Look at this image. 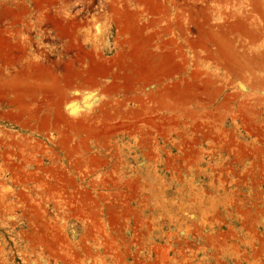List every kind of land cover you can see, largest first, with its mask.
Here are the masks:
<instances>
[{
  "label": "rangeland",
  "instance_id": "1",
  "mask_svg": "<svg viewBox=\"0 0 264 264\" xmlns=\"http://www.w3.org/2000/svg\"><path fill=\"white\" fill-rule=\"evenodd\" d=\"M104 2L92 0L87 9L90 13H103ZM118 2L125 4L126 0ZM82 5L83 0H0V29L7 32L6 42L14 43L11 38L15 28H21L30 36L17 39L26 42L25 52H18L13 46L4 50V39L0 36V56L29 55L28 58H0V264L116 261L118 252L110 246L114 236L98 230L96 237L90 239L81 222L68 221L61 217L60 210L53 208L61 202L52 206L50 202L46 204L44 197L37 199L33 194L37 189L31 181L33 178L53 177L55 185L50 180L42 188L51 192L59 186L56 185L58 178L67 176L66 169H82L86 167L83 164L92 165L93 162L97 166L92 170L99 174L96 184L117 192V203L107 207L106 213L110 217L127 215L132 220L128 224L127 238L122 239L125 242L123 247L131 248L126 256L128 262L204 264L211 241L215 255L220 254L222 232L227 231L229 225L236 229L241 225L222 222V215L227 214V210L221 201L219 205L215 204L213 224L206 216V206L211 198L219 199L222 194L221 179L239 178V175L231 174L229 162L225 164L229 168L225 176L217 174L223 169V162L216 156H204L197 166L194 165L192 172L189 170L191 173L179 174V169L175 171L178 161L174 158V150L167 142L166 151L159 157L146 158L139 143L134 144L131 153L125 140L79 143L71 138L67 141L60 131L37 133L30 126L15 121L18 118L13 114L15 105H10L9 101L27 90L30 82L36 81L26 73L44 77L45 87H63L67 72L89 66L90 58L107 63L115 58H130L132 53L138 58H198L192 67H196L201 77L212 80L214 87L224 92L234 87H255L253 91L247 89V94L230 103L219 102L223 94L214 97L213 112L217 119H214V134L221 138L232 136L235 140L257 136L264 147V0H138L133 9L147 19L142 22L143 39H139V46H131L127 37L122 40L118 33L114 47L101 44L90 48L81 43V46L70 48L71 40L62 37V33L69 17L79 15ZM13 18H16L15 23ZM140 18L138 16L139 21ZM99 28L96 23L93 32L99 34ZM74 52L91 54L92 57L67 56ZM204 58L209 59L205 61ZM218 58H239L244 72L240 76L228 73ZM82 94L74 90L71 97L77 100L83 98ZM239 103H246L248 108L254 104L261 107L259 126L240 125L237 119H232L233 105L238 107ZM77 105L74 111L69 109L73 105L66 107L65 113L70 110L72 117L88 112L90 107ZM241 108L244 106L240 105ZM9 114H13V118ZM219 114L221 120H218ZM23 120L27 121L26 117L23 116ZM89 154L93 162L86 159ZM262 158L264 170V149ZM211 171L215 173L210 174ZM223 188L230 191L226 205L230 203L237 221L241 213L250 217L255 215L252 224L250 220L247 223L251 227L249 230L252 231V225L259 218L262 221L256 225L258 233L263 234L264 174L262 189L251 192L245 199L236 186V190L227 185ZM33 199L41 202L35 204ZM128 249L125 248V252ZM126 260L123 256L122 261H118ZM225 264L233 262L228 259Z\"/></svg>",
  "mask_w": 264,
  "mask_h": 264
},
{
  "label": "crops",
  "instance_id": "2",
  "mask_svg": "<svg viewBox=\"0 0 264 264\" xmlns=\"http://www.w3.org/2000/svg\"><path fill=\"white\" fill-rule=\"evenodd\" d=\"M90 1L92 0H83V8L78 10L79 15H71L67 20L62 37L71 40L68 45L70 48L81 46V43H85L84 46L90 48L101 44L103 47H114L118 33L122 40L126 36L131 46L140 45L139 39H143L142 22H146L147 19L133 9L138 0L135 3L133 0H126L125 4H119L118 0H104L105 10L97 14L88 11ZM138 16L141 17V21ZM13 21L15 23L16 18H13ZM96 23L100 25L99 34L93 32ZM6 33V30L0 29V36L4 39L2 44L4 50L7 46H13L18 52L27 50L26 42L17 40L29 36L26 31L15 28L11 38L13 44L6 42ZM74 40H77L76 44ZM89 55L92 57L91 54ZM67 56L88 57L80 52ZM28 57L29 55L24 54L0 56V58ZM174 57L138 58L132 53L130 58H115L109 63L90 58L89 66L67 72L65 85L57 88L45 87L44 77L39 74L26 73L30 75L28 76L30 79L36 81L30 82L27 90L13 98L15 102L9 101L10 105H15L13 114L18 118L14 120L24 126H30L37 133L60 131L61 136L67 141L71 138L79 143L125 140L129 144L131 153L134 152V144L139 143L143 146V155L146 158L159 157L169 144L172 146L168 147L173 148L174 158L178 161L175 171L179 169V174L191 173L194 165L197 166L204 156L207 158L216 156L223 162V169L217 174L225 176L226 169L230 168L231 174L239 175V178L237 176L232 179L227 177L221 179L222 194L219 199L211 198L206 206V216L213 224L215 204L219 205L221 201L220 203L227 210V214L222 215V222L227 224L238 222L241 225L238 229L229 225L227 231L222 232L220 254L215 255L211 241L209 244L211 249L207 246L205 257L207 261L204 264H225L228 259H231L233 264H264V233H258L259 229L256 225L262 220L258 218L254 226L252 225L253 232L249 230L251 227L247 223L249 220L250 223L254 221L255 215L251 218L241 213L237 221L231 211L230 203L226 205L230 191L227 189V193L223 188V185H227L229 189L231 187L235 189L236 186L237 190H241L244 199L249 197L251 192L257 193L260 188L262 189L264 147L261 146L257 136L251 135L249 140L216 136L212 103L216 95L220 97L222 94L224 97L222 101L219 99L220 103L238 101L241 95L247 94V89L253 91L255 87L247 89L234 87L224 92L221 88L214 87L212 80L201 77L196 67L195 69L192 67L198 58ZM204 59L208 61L209 58ZM217 60L224 63L228 73L240 76L244 72V66L239 63V58ZM53 79L52 77V81H49L51 84ZM74 90L83 93V98L79 97L75 100L71 97ZM82 99L87 100L83 102ZM245 104L239 103L238 107L234 104L235 110L230 112V116L232 119H237L240 125L259 126L262 121L261 107L257 108V104H254L248 108ZM71 105L73 107L69 109L72 111L76 110V105L90 107L88 112L71 117L70 110L65 113V108ZM240 105L244 108L240 109ZM13 114L9 116L12 117ZM23 116L27 121L23 120ZM218 120H221L220 114ZM85 150H88L87 146ZM79 151L82 153L81 149ZM91 154L86 159L93 162ZM228 162L229 168L225 166ZM92 165L94 166L90 167ZM92 165L85 163L83 166L86 167L82 169H66L64 173L67 176L62 175L60 179L58 178L56 185L59 186H55L56 188L51 192H45L42 188L46 187L50 180L55 185L54 178L37 176L31 180L37 186L33 194L37 199L44 197L46 204L50 202L52 206L61 202L53 208L60 210L61 217H65L66 220L81 222L85 234L87 233L86 236L90 239L96 237L98 230L115 237L110 246L118 252L116 261L98 264H131L126 260L131 248L123 247L125 242L122 239L127 238L128 224L132 223V220L127 215L110 217L106 213L107 207L110 208L117 203V192H111L96 184L99 174L92 170L97 166L96 162ZM213 173L215 172H210ZM259 198L256 197L255 200L258 201ZM40 202L33 199L35 204ZM249 202L247 201L246 204ZM42 218L45 219L44 216ZM125 248L128 249L127 252ZM123 256L127 262L118 261H122Z\"/></svg>",
  "mask_w": 264,
  "mask_h": 264
}]
</instances>
